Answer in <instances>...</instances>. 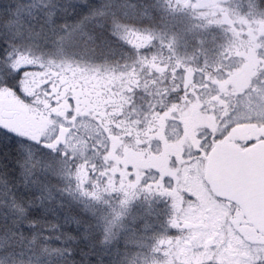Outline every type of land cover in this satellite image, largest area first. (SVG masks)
Returning <instances> with one entry per match:
<instances>
[{"label": "flooded vegetation", "instance_id": "af4514ba", "mask_svg": "<svg viewBox=\"0 0 264 264\" xmlns=\"http://www.w3.org/2000/svg\"><path fill=\"white\" fill-rule=\"evenodd\" d=\"M243 2L122 0L120 30L98 23L104 37L85 41L60 70L28 71L19 82L28 99L13 89L0 112L13 157L22 146L42 160L52 153L83 174L72 183L93 205L138 206L143 221L172 223L152 256L174 248L171 257L181 260L185 236L209 233L210 218L215 237L228 225L244 242L232 226L241 211L205 180L217 143L245 150L264 142V2L250 12ZM99 235L63 232L75 240L74 264H127L135 252L127 233L106 254L97 250ZM232 247L222 241L217 249L234 255Z\"/></svg>", "mask_w": 264, "mask_h": 264}, {"label": "rangeland", "instance_id": "374dc122", "mask_svg": "<svg viewBox=\"0 0 264 264\" xmlns=\"http://www.w3.org/2000/svg\"><path fill=\"white\" fill-rule=\"evenodd\" d=\"M95 1L9 2L13 6V21L7 30L14 35L9 45L10 52L16 56L17 67L35 66L24 72L20 81L23 85L27 81L28 71L57 72L63 64L60 60L75 55L85 41L103 38L105 30H99L101 25L98 23H112L115 25L114 32L120 30L124 7L122 0L108 3L105 0ZM242 4L250 12L261 7V0H244ZM77 63L69 61L67 67ZM90 70L94 69L91 67ZM12 102L13 88L7 84L0 85V112ZM5 128L6 122L0 117V149L7 151L1 152L0 156L5 158V163L8 161L6 165H0V264H74L75 240L63 236V232L69 231L98 232L100 244H97V250H102L104 254L110 248L121 246V234L127 233V246L135 249L130 253L127 264H264V246L244 243L232 234L228 225L224 227L225 234L215 237L213 229L217 224L213 218L208 222L209 228L212 227L209 233L185 236L179 249L184 253L181 260L176 255L171 257L174 248L162 253L166 254L164 259H161L164 255L152 256L149 248L167 243V231L174 229L172 223L158 222L159 219L143 221L141 216L147 211H141L142 208L138 206L93 205V202L87 201L92 196L84 198L72 183L79 182L83 174L70 173L62 161H59V167L53 169L49 158L42 160L37 150L31 147L22 146L17 157H13V134L4 131ZM50 156L54 155L50 153ZM13 164L17 168L16 185ZM24 195H28V200H24ZM36 215L39 218L35 222L33 216ZM50 219L58 222V230L54 229L52 234L48 233L50 229L46 232L43 228H34L35 223L45 226ZM149 240H153L150 245L147 243ZM222 241H225V248L229 244L234 245L232 248L236 253L233 255V251L227 249L218 251L217 246Z\"/></svg>", "mask_w": 264, "mask_h": 264}, {"label": "water", "instance_id": "95a60500", "mask_svg": "<svg viewBox=\"0 0 264 264\" xmlns=\"http://www.w3.org/2000/svg\"><path fill=\"white\" fill-rule=\"evenodd\" d=\"M205 180L217 198L241 211L232 226L244 242L264 246V142L245 150L217 143Z\"/></svg>", "mask_w": 264, "mask_h": 264}, {"label": "trees", "instance_id": "16d2710c", "mask_svg": "<svg viewBox=\"0 0 264 264\" xmlns=\"http://www.w3.org/2000/svg\"><path fill=\"white\" fill-rule=\"evenodd\" d=\"M10 1L11 0H0V53L10 52V49H11V47L9 46L10 41L14 37V35L11 34L7 30L8 29L7 27L13 21V19L11 20V18L13 17V13L11 12L13 10V6L9 5ZM90 1H93V0H90ZM102 1H104V0H102ZM88 2H89V0H88ZM12 5H14V4H12ZM78 7H80V8L84 7L85 8V6H78ZM98 7H100V5ZM0 62L5 63V64L7 63V61H0ZM11 75H12V73H10V72H0V85L6 84L5 82L9 79V77ZM4 151H6V150L0 149V154H1V152H4ZM0 159H1L0 165H4V164L6 165L7 164L8 161H6V163H5L4 157L0 156ZM33 217H34L35 222L39 218L38 215L33 216ZM41 221H43V220H41ZM35 224L37 225V226L36 225L34 226L35 229H39V228L42 229L43 228V229H45L46 232L50 229V232H48L49 234H52L54 229L58 230V222H56V221L53 222L51 219L47 221L45 226H43V223H41V224L35 223ZM26 225H27V223H26ZM24 230H27V229L25 228ZM43 233H45V232H43Z\"/></svg>", "mask_w": 264, "mask_h": 264}, {"label": "snow or ice", "instance_id": "6c2138e0", "mask_svg": "<svg viewBox=\"0 0 264 264\" xmlns=\"http://www.w3.org/2000/svg\"><path fill=\"white\" fill-rule=\"evenodd\" d=\"M0 61H7V63L0 62V72H10L12 75L9 77V79L5 82L7 86H10L14 89V91L20 95L24 99H28L23 93L22 87L20 86V81L23 79L24 72L27 71L30 68L35 67L34 65H26L17 67L16 66V56L11 52H3L0 53ZM64 155H67V152L64 153ZM50 166L55 169L59 167V161L56 157L50 156ZM133 195L131 191L126 192L125 194V201L123 203H126L127 200ZM174 222V221H173ZM161 243H164V241H161Z\"/></svg>", "mask_w": 264, "mask_h": 264}]
</instances>
